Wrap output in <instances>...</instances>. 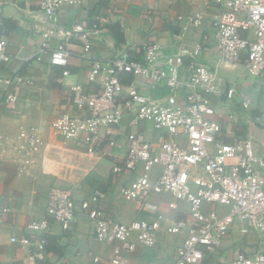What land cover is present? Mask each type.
<instances>
[{"label":"built area","instance_id":"obj_1","mask_svg":"<svg viewBox=\"0 0 264 264\" xmlns=\"http://www.w3.org/2000/svg\"><path fill=\"white\" fill-rule=\"evenodd\" d=\"M81 1L37 0L40 21L55 27L62 6ZM213 2L218 13L211 21V34L220 59L230 65L244 64L250 74L263 79L264 0ZM15 3L0 2V25L4 5ZM178 19L187 22V29L202 26L205 16L196 12ZM110 23L108 17H98L91 30L75 37L83 46L80 57L90 62L88 79L98 83V88L87 91L80 84L71 85L75 111L59 114L51 121L55 134L79 139L89 156H112L113 150L126 148L122 156L115 157L112 171L134 175L120 193L137 204L138 217L123 222L99 207L107 195L101 189L80 202L81 211L92 222L95 239L112 247L109 258L95 255L92 264H134L131 257L140 246L155 247L162 234L185 235L176 260L170 264H205L217 256L236 226L244 235L260 234L262 241L257 250L249 248L238 254L234 264H264V156L256 151L251 136H236L222 123L215 100L224 94L230 96L235 88L218 69L202 63L206 41L192 49L169 53L160 41L149 38L143 44L127 42L117 54L104 58L94 52V40L109 30ZM44 36L37 59L48 54L52 64L67 67L73 52L63 44L50 49V32L45 31ZM64 39L70 43L74 38ZM10 62L8 41L0 32V64ZM63 73L68 75L69 71ZM140 76L149 80L150 88L164 87L167 93L152 97L141 92L130 80ZM2 80L8 88L25 83L20 73ZM8 88L6 100L18 102L19 94ZM253 103V97L246 96L242 108L252 110ZM125 117L130 118L129 129H124ZM145 124L158 131L154 139L147 135ZM41 130L37 126L22 127L11 144L19 177L30 176L36 162L44 173H57L58 159L52 155L50 144L41 139ZM158 167L160 172L156 174ZM166 193L174 198L167 204L171 210L178 211L179 202H187V209L181 211L183 216L170 218L160 208L159 200ZM216 204L227 206L228 211H220ZM9 211L0 204V213ZM77 211L70 187L50 188L45 215L30 221L20 238L11 237L26 247V264L45 260L53 223L68 230L76 221Z\"/></svg>","mask_w":264,"mask_h":264},{"label":"crops","instance_id":"obj_2","mask_svg":"<svg viewBox=\"0 0 264 264\" xmlns=\"http://www.w3.org/2000/svg\"><path fill=\"white\" fill-rule=\"evenodd\" d=\"M38 10L37 0H16L15 4L4 5L1 13L3 24L0 25V32L8 41L12 62L0 64V204L10 208L8 213H0V264L27 263L26 247L19 241L13 242L11 237L20 238L26 234L30 221L45 215L48 193L54 185L72 189L77 203V217L68 230H63L57 222L53 223L48 234L46 258L39 264H92L95 255L110 257L112 247L95 239L92 222L80 209V202L94 190L106 191L107 195L99 207L119 220L128 222L139 216L137 204L125 200L120 193L121 187L131 182L134 175L130 172L116 175L112 171L115 157L122 156L126 148L113 150L112 156L92 157L86 154L79 139H65L55 134L51 127V121L56 116L75 111L69 89L71 85L80 84L87 91L98 88V83L88 79L90 62L80 57L83 46L75 39L84 31L91 30L98 17L106 16L111 23L119 22L125 36V42L121 44L116 42L109 30L96 36L94 52L104 58L117 54L127 42L143 44L149 38L160 41L169 53L192 49L206 41L202 63L210 69L226 71L228 77L224 76L235 88L230 96L224 94L223 98L219 96L215 100L222 123L228 132L236 136H251L256 151L264 156V110L261 108L264 78L254 77L244 64L230 65L220 59L211 34V21L218 13L213 0H82L62 6L55 27L42 23V14ZM196 12L204 14L203 25L184 29L187 22L178 17ZM45 31L51 34L48 39L50 49L63 44L73 52L67 67L52 64L48 54L37 59V51L46 40ZM66 36L74 38L73 42H66ZM189 59L185 57L186 62ZM65 69L69 71L68 75H64ZM16 73L25 77V83L15 88L6 87L2 77ZM130 80L134 87L152 97L167 93L164 87L150 88L149 80L144 77ZM7 88L19 94L18 102L6 100ZM261 95L263 100L259 102ZM246 96L253 97L254 101V107L249 111L244 110L241 104ZM129 120L125 117L124 129H129ZM30 126L42 128L41 139L50 144L52 155L58 159L57 173H44L40 163L36 162L30 176L16 175L11 144L22 127ZM144 129L151 139L158 133L151 124H145ZM154 172L158 174L160 167ZM172 200L171 194H163L159 200L160 208L170 218L175 214L183 216L181 211L187 209V202H179L180 210L176 211L167 206ZM184 238V234H162L155 247L140 246L131 259L134 264L173 263ZM261 241L260 234L251 232L244 235L236 226L217 256L205 264H234L238 254L245 253L249 248L257 250Z\"/></svg>","mask_w":264,"mask_h":264},{"label":"trees","instance_id":"obj_3","mask_svg":"<svg viewBox=\"0 0 264 264\" xmlns=\"http://www.w3.org/2000/svg\"><path fill=\"white\" fill-rule=\"evenodd\" d=\"M108 29L117 43L121 44L125 42L124 32L122 31V26L119 22L108 24ZM40 261L42 260H39L38 262Z\"/></svg>","mask_w":264,"mask_h":264},{"label":"rangeland","instance_id":"obj_4","mask_svg":"<svg viewBox=\"0 0 264 264\" xmlns=\"http://www.w3.org/2000/svg\"><path fill=\"white\" fill-rule=\"evenodd\" d=\"M227 66V65H226ZM227 68H230L231 69V67L230 66H228ZM220 73L222 74V75H225V76H227L228 74H226V71H224V70H220ZM228 77V76H227ZM248 77H250V76H247V78ZM262 89V94H263V88H261ZM263 95H261L260 97L261 98H259V102H261L262 100H263V97H262ZM261 108L264 110V101L263 102H261ZM165 197H166V195H165ZM216 208L217 209H219L220 211H228V207L227 206H225V205H222V204H216Z\"/></svg>","mask_w":264,"mask_h":264}]
</instances>
